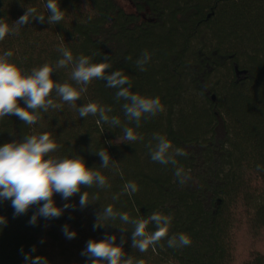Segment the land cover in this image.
Masks as SVG:
<instances>
[{
	"label": "trees",
	"instance_id": "obj_1",
	"mask_svg": "<svg viewBox=\"0 0 264 264\" xmlns=\"http://www.w3.org/2000/svg\"><path fill=\"white\" fill-rule=\"evenodd\" d=\"M129 1L134 11H125L118 0H58L65 11L59 24L51 25L47 18L44 23L33 20L0 41V54L12 51L10 61L29 73L45 63L55 65L61 44L74 57H91L92 63L107 57L109 72L122 70L132 81L130 91L159 97L164 106L163 112L142 119L136 128L125 117L124 101L115 100L117 90L94 79L75 107L53 92L52 99L62 108L41 111L34 125L15 115L0 120V146L48 132L59 145L52 157L79 155L111 185L82 187L68 200L54 194L57 207L69 203L75 208L64 210L59 218L40 217L35 225L29 220L36 206L14 217L11 201H0V216L7 220L0 226V264H25L21 249L28 254L33 246L32 257L44 256L49 264H91L81 252L87 241L102 240L106 234L115 235L118 245L123 237L126 256L145 264H264L260 249L244 257L241 250L243 235L252 241L264 238V0ZM46 3L0 0V19L11 26L28 7L47 17ZM144 50L151 59L146 70L139 71L136 60ZM71 70L69 65L53 72L52 78L79 88ZM89 102L110 106L108 115L133 127L143 141L122 142L121 127L98 125V117L92 115L80 117L77 109ZM20 105L26 107L22 100ZM154 133L188 153L177 157L179 165L190 170L186 184L177 182L173 166L151 160L145 145ZM101 148L117 161L119 172L100 167L102 160L95 152ZM128 181H135L139 191L114 200ZM84 191L90 199L98 194L99 200L81 209ZM109 204L132 217L147 218L156 211L171 215L168 236L186 233L192 243L174 249L164 239L155 252L149 248L141 253L131 247L132 225L119 218L105 223L126 227V232L111 225L94 230L96 214ZM65 224L76 232L75 238L65 237ZM148 230L155 226L150 224Z\"/></svg>",
	"mask_w": 264,
	"mask_h": 264
},
{
	"label": "clouds",
	"instance_id": "obj_2",
	"mask_svg": "<svg viewBox=\"0 0 264 264\" xmlns=\"http://www.w3.org/2000/svg\"><path fill=\"white\" fill-rule=\"evenodd\" d=\"M47 17L38 13L35 7H28L13 25H9L0 19V41L9 34H18L21 27L30 24L33 20L51 25L59 24L65 18V11L59 6L58 0H47ZM89 20L91 17L88 18ZM57 51L61 58L55 65L45 63L35 67L31 72L10 61L12 51H5L0 54V120L11 115L17 116L23 123L34 125L40 120V113L48 112L49 109H60L62 104L52 99V94L61 101L73 107L81 99V95L87 92V87L94 79L106 81L107 88L116 89L115 100H123L122 109L129 123H134L136 128L141 126L142 119H150L164 111V106L159 97H147L130 91L132 81L122 70L109 72L112 65L105 57L104 62L92 63L91 57L86 55L73 56L71 50L61 44ZM131 60V57H127ZM151 59V55L144 50L141 57L136 60L139 71H145V65ZM72 66L71 79L79 88L68 82L60 83L52 78L53 72ZM23 101L26 107L20 105ZM79 116L84 118L89 115L98 117V125L108 124L110 128L121 127L123 136L118 140L134 144L143 141L144 137L138 134L133 127L121 125L118 116H109L113 109L110 106H102L96 102L83 104L77 109ZM103 131V128H102ZM154 142V143H153ZM59 145L52 138L51 134L44 132L39 135H28L22 141H13L0 146V201H11L14 209V217L24 215L30 208L36 206V211L29 220L30 225H35L38 218L46 220L59 218L64 210L75 208V205L65 203L63 208L57 207L53 199L54 194H60L64 200H68L75 194L81 192L82 187L87 189L96 187L99 189L110 188L111 185L105 175L96 168H89L81 156L72 158H54L50 154L57 150ZM150 154L151 160L161 165H171L174 168V176L180 185L186 184L190 179V170L186 171L180 166L177 157H186L188 153L183 148L174 147L172 142L164 135L154 133L152 139L145 145ZM101 160V168H115L119 172L117 161L111 159L108 151L101 148L95 152ZM260 170V166L257 165ZM122 175V174H121ZM139 191L135 181H128L123 185L122 193L113 196L114 200L119 199L121 194L131 197ZM99 200V195L89 198V192L84 191L80 195L79 206L81 209ZM103 210L96 214L94 230L104 226L118 227L120 231L128 229L115 224H108L105 221H115L117 218L127 225H132L131 247L141 253L152 249L164 239H167L169 248L179 249L190 246L192 240L186 233H176L168 236L173 217L159 211L152 212L147 218L142 216L132 217L128 212H118L112 205L102 206ZM139 211V210H137ZM5 217L0 216V226L6 225ZM150 224L155 226L154 231H149ZM62 232L67 239L76 237V232L71 231L69 226H62ZM115 235H105L104 239L87 241L86 248L81 252L91 264H145L143 259L133 260L126 256L123 250L124 238L121 243L116 244ZM43 242V241H41ZM163 247V245H160ZM36 248L33 246L28 254H23L25 264H49L44 256L31 255Z\"/></svg>",
	"mask_w": 264,
	"mask_h": 264
},
{
	"label": "rangeland",
	"instance_id": "obj_3",
	"mask_svg": "<svg viewBox=\"0 0 264 264\" xmlns=\"http://www.w3.org/2000/svg\"><path fill=\"white\" fill-rule=\"evenodd\" d=\"M118 2L125 9V11H134V6L129 0H118ZM253 248L260 249L264 252V238L260 241H252L251 239H248L246 235H243L241 238V250H244L242 257L247 256L249 251Z\"/></svg>",
	"mask_w": 264,
	"mask_h": 264
}]
</instances>
